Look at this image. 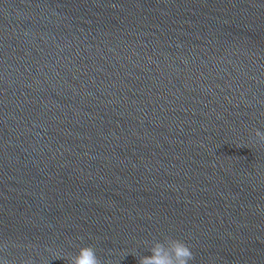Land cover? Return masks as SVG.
<instances>
[{"label":"water","instance_id":"95a60500","mask_svg":"<svg viewBox=\"0 0 264 264\" xmlns=\"http://www.w3.org/2000/svg\"><path fill=\"white\" fill-rule=\"evenodd\" d=\"M256 131L264 0H0V264H264Z\"/></svg>","mask_w":264,"mask_h":264},{"label":"clouds","instance_id":"9594fccd","mask_svg":"<svg viewBox=\"0 0 264 264\" xmlns=\"http://www.w3.org/2000/svg\"><path fill=\"white\" fill-rule=\"evenodd\" d=\"M255 135L260 142H264V134L256 131ZM149 251L150 255L139 258V264H189L194 258L193 252L186 243L167 237L163 242H153ZM68 261L69 264H102L96 249L91 245L81 247L76 255L68 258ZM4 264H8V261L5 260ZM26 264H31V261H27Z\"/></svg>","mask_w":264,"mask_h":264}]
</instances>
